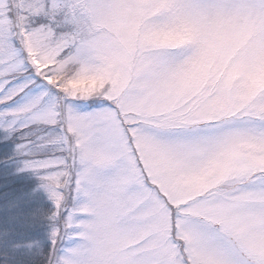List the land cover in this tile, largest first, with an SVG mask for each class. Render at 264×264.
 I'll list each match as a JSON object with an SVG mask.
<instances>
[{"label":"snow or ice","instance_id":"snow-or-ice-1","mask_svg":"<svg viewBox=\"0 0 264 264\" xmlns=\"http://www.w3.org/2000/svg\"><path fill=\"white\" fill-rule=\"evenodd\" d=\"M0 264H264V0H0Z\"/></svg>","mask_w":264,"mask_h":264}]
</instances>
